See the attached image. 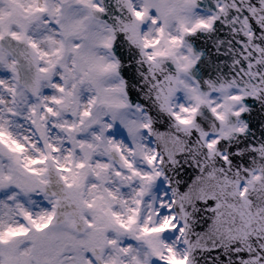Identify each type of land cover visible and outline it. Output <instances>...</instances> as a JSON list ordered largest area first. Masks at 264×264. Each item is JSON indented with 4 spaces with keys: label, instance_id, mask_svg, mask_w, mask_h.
Masks as SVG:
<instances>
[{
    "label": "snow or ice",
    "instance_id": "1",
    "mask_svg": "<svg viewBox=\"0 0 264 264\" xmlns=\"http://www.w3.org/2000/svg\"><path fill=\"white\" fill-rule=\"evenodd\" d=\"M108 4L0 0V264H264V142L222 146L249 128L245 98L264 97V0H211L207 14L198 0ZM218 22L232 72L203 91L188 41ZM120 34L147 67L164 129L129 98ZM193 133L201 159L181 187L164 167Z\"/></svg>",
    "mask_w": 264,
    "mask_h": 264
},
{
    "label": "water",
    "instance_id": "2",
    "mask_svg": "<svg viewBox=\"0 0 264 264\" xmlns=\"http://www.w3.org/2000/svg\"><path fill=\"white\" fill-rule=\"evenodd\" d=\"M198 2L203 7H211V0H200ZM108 6L110 11L115 10L111 4V0H109ZM231 39L232 34L230 33L228 26L220 24L219 22L217 23L215 31L198 33L196 36L189 39V42H191L195 48L194 51L201 53L199 60L189 70V73L192 77H195L201 82V89L203 91H207L208 89V86L203 83L205 79L212 81L213 83H219L221 78L225 80L229 78V75L232 72L231 61L233 59V53L228 51V41ZM217 41H219V43H217ZM114 51L121 61L120 74L127 82L130 100L133 103H142L146 105L147 110L155 118V127L158 129L168 127L171 121L163 112H160L159 109L153 105L152 97L148 95L147 99H145V95L147 94V84L143 82L144 78L142 73L147 71V67L144 65L143 60L137 63V58L139 56L138 51L129 45L127 41L123 40L122 34L118 35ZM245 103L249 106V111L242 114V118L247 121L248 115L251 112L255 116H261V111L264 110V97L259 100L247 97L245 98ZM198 119L205 128H212L214 126L211 114L205 107L201 108V113ZM229 122L232 123V121ZM215 127H219V125L216 124ZM170 131L175 130L170 129ZM254 131H256V129L249 127L243 136L233 133L227 141H222V146H227L229 153H232L233 149L237 147L246 149L248 141L254 139ZM176 135L183 134L176 132ZM184 138L187 140V144L184 145L187 150L177 157L178 162L175 166L168 163L164 167V171L167 175L176 176L177 179L181 181V187L195 172V169H192L190 166L191 158L195 157L198 161L201 159V155L189 147V145H192L194 142L195 133H193V137L185 136ZM249 153L250 152H246L242 156L232 155L231 158L234 163H248L247 157L249 156ZM185 163L189 164L187 168H185ZM180 168H185V172L181 173L179 171ZM193 215L199 216V213L193 211ZM195 227L200 229L201 225L197 224ZM223 259L224 257L221 255V260ZM196 264H209V262L201 255L196 257Z\"/></svg>",
    "mask_w": 264,
    "mask_h": 264
},
{
    "label": "rangeland",
    "instance_id": "3",
    "mask_svg": "<svg viewBox=\"0 0 264 264\" xmlns=\"http://www.w3.org/2000/svg\"><path fill=\"white\" fill-rule=\"evenodd\" d=\"M196 12H200L198 9H195ZM147 26V25H146ZM183 51H186V48L185 49H182ZM183 76V74H181ZM183 78L185 80H188L189 78L187 76H183ZM219 94H212L210 96H218ZM176 98H179V99H184V94L183 92H178L177 93V97ZM167 189L164 187V185L162 184V182L158 183L157 186L153 189L154 192H156V194L158 195L159 194V191H166Z\"/></svg>",
    "mask_w": 264,
    "mask_h": 264
}]
</instances>
